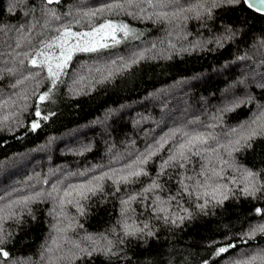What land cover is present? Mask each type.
<instances>
[{"label": "trees", "instance_id": "trees-1", "mask_svg": "<svg viewBox=\"0 0 264 264\" xmlns=\"http://www.w3.org/2000/svg\"><path fill=\"white\" fill-rule=\"evenodd\" d=\"M113 2L0 0V247L9 253L0 261L235 264L264 255V234L245 235L264 224V16L212 0H135L84 15ZM105 20L139 32L75 52L55 87L46 67L29 64L57 28L88 32ZM196 136L207 142L189 144ZM246 186L258 191L245 196ZM220 247L228 251L217 256Z\"/></svg>", "mask_w": 264, "mask_h": 264}, {"label": "snow or ice", "instance_id": "snow-or-ice-1", "mask_svg": "<svg viewBox=\"0 0 264 264\" xmlns=\"http://www.w3.org/2000/svg\"><path fill=\"white\" fill-rule=\"evenodd\" d=\"M59 3V0H46L47 4L52 3ZM161 6H166L167 3H178L179 0H159ZM241 3L246 4L249 8L255 9L256 11L261 12V14H264V0H212V7H219L222 5H230L235 6L239 5ZM257 3L260 5V7H257ZM149 6L152 5V0H148ZM125 5H127L128 8L135 6H139L138 4H135V0H114L113 3L107 4L105 6H102L100 8L95 9L94 11L85 12L84 15L86 17H96L98 14L103 15L104 13H112L113 11L119 9L121 11H126ZM131 14V13H128ZM211 12L209 11V15ZM199 15V14H198ZM53 19L59 20V16L53 15ZM76 23H79V21H76ZM56 32L58 35L52 37L49 41H40L41 48L37 50L36 56H33L29 59V64L34 68H45L47 69V78L51 81V84L53 87H55L57 81L59 80L61 74L63 71L68 67V62L71 61L72 56L75 52H96L101 48L108 47L107 43H101L99 41L105 40L106 37H111V40L113 42L119 43V41L116 39V33L120 32L123 33L125 37H128L132 30L129 29L128 25L126 24H116L113 23L111 20H105L103 23L93 27L91 31L88 32H74L72 31V22H69L68 24L62 26V28H57ZM75 41V42H73ZM19 46V45H18ZM55 49H59V54L57 55L55 53ZM51 50V51H50ZM28 54L25 53V56ZM143 53L139 55V59H143ZM138 59L133 58L129 63L123 65V67L127 68L130 67L131 64L137 63ZM21 64L24 63L23 60L20 61ZM112 73L109 72L108 76H111ZM108 77H105L107 79ZM261 87H264V84L260 85ZM50 93L46 92L43 95L40 96V100L44 101L49 98ZM37 116L40 115L39 111L36 113ZM44 119H47V117H44ZM33 130H35L36 127H38V124L32 125ZM193 140H199L200 143H206L207 141L203 139L200 136L192 137L188 143L191 144ZM185 147L184 144L180 145V148L183 149ZM181 156H183V152L180 153ZM170 159H175V157H171ZM145 161H141V163H144ZM167 161L165 162V165H167ZM182 166V165H181ZM142 174V170H137L129 173V176H140ZM248 177H254L256 174L248 171L247 173ZM97 179H102V177H98ZM122 180L125 182L128 180V177H122ZM153 188L158 187L155 183L151 186ZM99 190V186H96L90 191L93 195H95L96 191ZM150 189H145V191H149ZM258 191V189H255V187H248L246 186L243 189L245 196H254L255 192ZM68 195V193H65ZM41 194L37 193L35 196H25L21 200L13 201L12 204H24L27 205L30 201L35 200L37 197H39ZM205 195H208L205 193ZM228 197L225 194H222V198L219 199L218 203H223V200H226ZM132 199H135V197H132ZM213 199H216L215 196H213ZM123 203L127 204L128 201H124ZM208 203V201H205L204 205H198L199 208L203 209L205 205ZM12 204H8L6 207L11 208ZM3 212V209H0V213ZM257 215H261L262 211L261 209H256ZM142 231V230H140ZM257 233L264 234V224H258L250 229L249 232L245 233V235L251 239L253 238ZM135 233L133 231H126L125 235H134ZM149 235H152L151 232L148 233ZM6 237L3 235L2 231H0V245L5 244ZM228 247H235V245H229ZM95 251V249H94ZM108 251L105 250V255L108 254ZM228 251V248L226 247H220L217 249L215 255L219 256L222 253H225ZM91 255V253H89ZM0 256L4 258V260H8L9 253L4 250L3 247H0ZM259 259L261 261V264H264V255L258 256H252L248 259L238 260L235 262V264H253L255 260ZM0 264H3V261H0Z\"/></svg>", "mask_w": 264, "mask_h": 264}, {"label": "rangeland", "instance_id": "rangeland-1", "mask_svg": "<svg viewBox=\"0 0 264 264\" xmlns=\"http://www.w3.org/2000/svg\"><path fill=\"white\" fill-rule=\"evenodd\" d=\"M113 23H115V22H113ZM116 24H121V23H116ZM128 27H129V26H128ZM129 29H131V28L129 27ZM131 30H132V29H131ZM136 30H138V29H136ZM138 32H139V30H138V31H134V32L132 31L131 34H130L128 37H125V36L123 35V33L117 32V33H116V39H117L118 41H120V40H123V39H125V38H131V37L134 36V35L137 36ZM73 42H75V41H73ZM99 42H101V43H107L108 46H110V45L116 43V42H113V41L111 40V37H106L105 40H101V41H99ZM50 51H51V50H50ZM55 53L58 55V54H59V49H55ZM35 56H36V54H35Z\"/></svg>", "mask_w": 264, "mask_h": 264}, {"label": "water", "instance_id": "water-1", "mask_svg": "<svg viewBox=\"0 0 264 264\" xmlns=\"http://www.w3.org/2000/svg\"><path fill=\"white\" fill-rule=\"evenodd\" d=\"M247 8H249L246 4H244ZM257 7H260V5L257 3ZM251 11H253V12H255V13H257V14H259V15H262V16H264V14H261V12H259V11H256L255 9H252V8H249Z\"/></svg>", "mask_w": 264, "mask_h": 264}]
</instances>
